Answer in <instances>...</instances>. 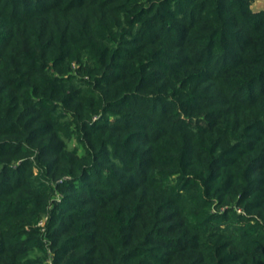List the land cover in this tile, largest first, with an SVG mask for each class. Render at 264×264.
I'll return each mask as SVG.
<instances>
[{"label":"trees","instance_id":"trees-1","mask_svg":"<svg viewBox=\"0 0 264 264\" xmlns=\"http://www.w3.org/2000/svg\"><path fill=\"white\" fill-rule=\"evenodd\" d=\"M254 1L0 0V264H264Z\"/></svg>","mask_w":264,"mask_h":264},{"label":"rangeland","instance_id":"rangeland-1","mask_svg":"<svg viewBox=\"0 0 264 264\" xmlns=\"http://www.w3.org/2000/svg\"><path fill=\"white\" fill-rule=\"evenodd\" d=\"M264 7V0H255L252 4V9L258 10Z\"/></svg>","mask_w":264,"mask_h":264},{"label":"built area","instance_id":"built-area-1","mask_svg":"<svg viewBox=\"0 0 264 264\" xmlns=\"http://www.w3.org/2000/svg\"><path fill=\"white\" fill-rule=\"evenodd\" d=\"M41 223V222H40Z\"/></svg>","mask_w":264,"mask_h":264}]
</instances>
